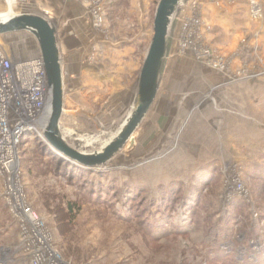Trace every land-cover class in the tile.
Wrapping results in <instances>:
<instances>
[{
    "label": "rangeland",
    "instance_id": "rangeland-1",
    "mask_svg": "<svg viewBox=\"0 0 264 264\" xmlns=\"http://www.w3.org/2000/svg\"><path fill=\"white\" fill-rule=\"evenodd\" d=\"M159 1L0 0V19L11 9L80 32L71 59L86 89L62 117L76 148L100 150L132 111L136 100L116 93L140 75ZM183 4L156 102L102 173L68 180L37 160L36 143L20 147V185L74 264H250L262 250L264 13L250 0ZM17 36L39 50L33 35ZM0 210L1 250L18 230L1 200Z\"/></svg>",
    "mask_w": 264,
    "mask_h": 264
},
{
    "label": "built area",
    "instance_id": "built-area-1",
    "mask_svg": "<svg viewBox=\"0 0 264 264\" xmlns=\"http://www.w3.org/2000/svg\"><path fill=\"white\" fill-rule=\"evenodd\" d=\"M250 4L254 15L264 13V0H250ZM7 43L0 36V175L2 196L18 238L13 245L1 248L0 264H74L60 252L45 218L20 185L23 141L32 133L43 140L40 122L49 98L45 62L40 53L14 60Z\"/></svg>",
    "mask_w": 264,
    "mask_h": 264
},
{
    "label": "water",
    "instance_id": "water-1",
    "mask_svg": "<svg viewBox=\"0 0 264 264\" xmlns=\"http://www.w3.org/2000/svg\"><path fill=\"white\" fill-rule=\"evenodd\" d=\"M184 1H159L154 35L140 73L135 105L119 131L100 150L92 152L74 147L61 132L65 86L56 26L45 17L31 13L16 14L7 21L0 22V35L25 33L33 35L38 42V53L42 55L47 71L50 104V117L43 128V141L52 150L74 164L88 169H102L125 148L156 102L168 53L170 29ZM8 44L13 50L9 41Z\"/></svg>",
    "mask_w": 264,
    "mask_h": 264
},
{
    "label": "crops",
    "instance_id": "crops-1",
    "mask_svg": "<svg viewBox=\"0 0 264 264\" xmlns=\"http://www.w3.org/2000/svg\"><path fill=\"white\" fill-rule=\"evenodd\" d=\"M63 1V0H61ZM65 1V0H64ZM62 5V4H61ZM184 5V6H183ZM180 10H178V14L181 15L183 13V9H185V4H183ZM63 8L67 10H69L67 7H64L63 5L61 6ZM81 11V10H80ZM80 11L78 12V10L76 11L75 15H80ZM49 12V11H48ZM47 12V14H48ZM55 22L59 21L58 18H55ZM26 35L25 33H13L11 35H16V37L12 38L13 42L9 41L8 38L4 41L6 42H10L13 43L14 45H12L13 50H10L11 53V57L14 60H22V59H26L29 57H32L34 55H37L38 51H34V52H28V50L26 51V48H24L25 44H23V40H21V38H18L17 35ZM81 35L80 32L75 29V30H67V31H60L58 30V43H59V48H60V54H61V59H62V65H63V73H64V84H65V94H66V100H65V107H67L68 105L75 107L74 103L75 101L72 100V97L76 98L77 93L80 92L78 90L84 91L86 88H84V86L81 85L80 82V76L77 74V72H75L74 70V66H75V62L74 60L71 59L72 56V52L79 50L81 48ZM150 47V44L148 45V49ZM141 73V72H140ZM139 77L137 78V81L134 82L132 84V86L130 88H126L125 90L122 89L123 91L117 92L116 95H122L123 93H129L131 96V100H133L135 102L136 98H137V88H138V82H139ZM62 124V123H61ZM3 189H4V182H3V178L0 175V200L2 202V205L5 207L7 214L10 215L11 219L14 221L12 215L10 214L6 202L2 196L3 194ZM4 213L0 210V226L4 225L3 223V219H4Z\"/></svg>",
    "mask_w": 264,
    "mask_h": 264
},
{
    "label": "trees",
    "instance_id": "trees-1",
    "mask_svg": "<svg viewBox=\"0 0 264 264\" xmlns=\"http://www.w3.org/2000/svg\"><path fill=\"white\" fill-rule=\"evenodd\" d=\"M32 142L36 143L38 148L35 150L37 160L45 163L46 165L55 166L58 170H61L62 176L65 179L72 180L84 177L86 172H97V169H88L83 166L74 164L73 162L61 157L54 150H52L43 140L37 138L35 140H30L26 138L23 143ZM57 155V156H56ZM60 158V159H59ZM62 158V159H61ZM99 173H102L99 171ZM74 211V206L70 205V213ZM258 258V259H257ZM255 262L254 264H264V245H262V250L255 254V257L250 260ZM239 262V261H238ZM239 264H242L241 261Z\"/></svg>",
    "mask_w": 264,
    "mask_h": 264
},
{
    "label": "bare ground",
    "instance_id": "bare-ground-1",
    "mask_svg": "<svg viewBox=\"0 0 264 264\" xmlns=\"http://www.w3.org/2000/svg\"><path fill=\"white\" fill-rule=\"evenodd\" d=\"M184 3V2H183ZM182 3V4H183ZM181 4V5H182ZM13 9V8H12ZM12 10L10 9V11H9V13L7 14V16H5V17H3V18H1L0 19V22H5V21H7L8 19H10L11 17H13V16H15V15H13L12 13ZM64 86H65V84H64ZM64 109H65V105H64ZM50 104L48 103L47 104V106H46V110L44 111V114L42 115V118H41V124H40V126H42V129L44 128V126L45 125H47V123H48V119H49V117H50ZM64 115V114H63ZM61 123H62V120H61ZM60 127H61V132H62V134H64L63 136L66 138V137H68L67 135H65V132L66 131H62V124L60 125ZM67 134H71L72 132L71 131H67L66 132ZM73 145V144H72ZM74 146V145H73ZM75 147V146H74ZM57 156V155H56ZM60 159V158H59ZM62 159V158H61Z\"/></svg>",
    "mask_w": 264,
    "mask_h": 264
}]
</instances>
